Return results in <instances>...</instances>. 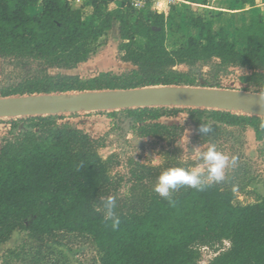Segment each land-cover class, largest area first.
<instances>
[{
  "label": "trees",
  "instance_id": "1",
  "mask_svg": "<svg viewBox=\"0 0 264 264\" xmlns=\"http://www.w3.org/2000/svg\"><path fill=\"white\" fill-rule=\"evenodd\" d=\"M76 1L82 2L79 8L74 7ZM211 1L200 3L208 6ZM114 2L117 7L110 9ZM238 3L255 6V0ZM82 8L90 13L83 16ZM168 17L116 0H0V60L5 70L0 98L161 86L223 89L217 77L229 69L248 72L242 81L264 88L259 82L264 79V6L235 29V40L223 29L214 31L206 21L193 18L198 35L180 37L171 49ZM115 23L120 61L131 69L100 72L88 79L67 74L89 60L93 46ZM179 113L187 115L198 139L210 144L232 127L252 129L256 138L264 139V118L233 112H96L112 118L123 138L133 132L168 140L182 127L158 121ZM63 116L68 115L0 119L10 124L13 136L28 141L14 150L6 138L0 139V244L15 231H26L36 241L82 236L98 251L97 264H198L202 248L217 253L208 264H264V200L241 205L224 182L205 183L199 190L179 187L167 197L151 193L135 202L129 213L109 218L96 206L113 187L110 165L98 154L101 141L58 124ZM200 124L210 125L211 132L202 134ZM130 171L131 177L140 178V171L146 170L135 166ZM115 218L119 225L113 228Z\"/></svg>",
  "mask_w": 264,
  "mask_h": 264
},
{
  "label": "rangeland",
  "instance_id": "2",
  "mask_svg": "<svg viewBox=\"0 0 264 264\" xmlns=\"http://www.w3.org/2000/svg\"><path fill=\"white\" fill-rule=\"evenodd\" d=\"M189 1L194 5L176 1L173 3L176 7L169 11L167 20L169 49L175 46L180 37L185 40L198 35V30L190 22L193 18L199 17L206 21L214 31L223 29L235 40V29L243 25L249 15V12H229L240 8L238 0H213L208 4V8L201 7L199 0ZM81 4V1H76L74 7L79 8ZM263 4L264 1L259 0L260 8H263L261 6ZM259 10L256 8L254 12ZM89 12V9L82 8L83 16ZM119 43L117 25L114 24L93 46L89 60L67 74L88 79L100 72L121 74L131 69L129 65L120 61L122 53L117 49ZM237 49L242 51L243 46L238 43ZM207 70L203 68V72ZM179 71L186 69L180 67ZM4 72L0 60V83L5 82ZM245 75L249 73L240 69H229L220 73L217 78L223 89L253 93L264 91V88L254 84H245L242 81ZM209 76L205 78L209 79ZM259 82L263 84L264 79H260ZM158 122L177 125L183 130L172 140L159 135L137 137L133 132L123 138L118 124L107 115L83 113L77 116H63L58 120V124L76 128L101 141L98 154L110 165L109 175L113 187L98 198L96 206L106 215L105 204L109 199L115 202L113 213L116 215L120 212L129 213L135 202L145 200L151 193H156L153 190L157 181L156 175L169 167L199 169L206 177V168L199 154L206 151L210 143L198 139V134L187 115L179 113L171 118L163 117ZM10 128L9 123H0V139L6 138L8 148L14 150L26 146L28 141L21 135L13 136ZM214 144L217 150L228 155L230 160L231 157H236V163L234 165L230 163L225 169V178L222 181L233 188L235 202L247 205L264 200V139L256 138L252 129L232 127L224 136L217 138ZM197 147L199 149L194 152ZM135 166L145 168L146 171H140L142 177H131L130 170ZM212 252L209 249L201 253L202 264L210 261ZM98 258V251L92 242L77 235H56L36 241L31 239L26 231H15L6 242L0 244V264H97Z\"/></svg>",
  "mask_w": 264,
  "mask_h": 264
},
{
  "label": "water",
  "instance_id": "3",
  "mask_svg": "<svg viewBox=\"0 0 264 264\" xmlns=\"http://www.w3.org/2000/svg\"><path fill=\"white\" fill-rule=\"evenodd\" d=\"M147 108H189L264 118V94L228 89L161 86L132 90L0 98V119Z\"/></svg>",
  "mask_w": 264,
  "mask_h": 264
},
{
  "label": "clouds",
  "instance_id": "4",
  "mask_svg": "<svg viewBox=\"0 0 264 264\" xmlns=\"http://www.w3.org/2000/svg\"><path fill=\"white\" fill-rule=\"evenodd\" d=\"M211 126L208 124H200L199 131L206 135L211 132ZM199 149L197 147L194 152ZM200 159L206 168V177L199 170H191L184 167L168 168L160 173L157 181L153 187V190L161 196L167 197L170 191H174L179 187H190L194 189H202L205 183H220L225 178V169L229 164L236 163V157H231L224 154L222 151L217 150L216 145L210 144L206 151L200 152ZM115 202L109 199L105 208L107 210V216L112 218L114 216L113 209ZM119 225V219L115 218L112 222V227L116 228Z\"/></svg>",
  "mask_w": 264,
  "mask_h": 264
},
{
  "label": "crops",
  "instance_id": "5",
  "mask_svg": "<svg viewBox=\"0 0 264 264\" xmlns=\"http://www.w3.org/2000/svg\"><path fill=\"white\" fill-rule=\"evenodd\" d=\"M157 3H158V11L159 12H163L164 13V15H165V19H167V17H168V15H169V11L172 9V8H174V7H176V6H173V3H175L176 1L179 3V2H181L182 4H185V5H194L193 3H191L189 0H155ZM260 1H264V0H260ZM199 4H200V6L201 7H203V8H208V6H204V5H202L201 3H200V0H199ZM239 6H240V8H238V9H235V10H233V11H229V10H226V11H229V12H233V13H246V12H249V15L247 16V21H245V23L244 24H247L248 23V20H249V16L250 15H252V14H255L256 12H254L255 11V9L256 8H259L260 10L259 11H262V9L263 8H260V6H259V0H255V6L254 7H249V6H241L240 4H239ZM262 7L264 6V4L263 5H261ZM113 7V9L114 8H116L117 7V2H114V3H112L110 6H109V8L111 9ZM187 7V6H186ZM87 9H89V8H87ZM219 10H222V9H219ZM89 11H90V9H89ZM90 13V12H89ZM116 24V23H115ZM117 25V24H116ZM84 64V63H83ZM250 133H249V130H248V136H249V138H250Z\"/></svg>",
  "mask_w": 264,
  "mask_h": 264
},
{
  "label": "built area",
  "instance_id": "6",
  "mask_svg": "<svg viewBox=\"0 0 264 264\" xmlns=\"http://www.w3.org/2000/svg\"><path fill=\"white\" fill-rule=\"evenodd\" d=\"M116 1H125L127 2L132 8L138 10V11H142V10H149L152 12H157V13H163V12H159L158 10V3L155 0H116ZM164 14V13H163ZM165 16V15H164ZM224 245H226V247L228 246V243L224 242ZM208 248H202L201 249V253L203 251H208ZM213 253V257H215L217 255V253ZM210 258V260L212 259ZM203 262H201V259L199 261L198 264H202ZM209 263V262H208ZM207 263V264H208Z\"/></svg>",
  "mask_w": 264,
  "mask_h": 264
}]
</instances>
